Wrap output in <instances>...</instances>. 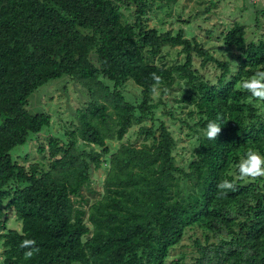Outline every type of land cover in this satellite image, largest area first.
I'll list each match as a JSON object with an SVG mask.
<instances>
[{
    "label": "trees",
    "instance_id": "1",
    "mask_svg": "<svg viewBox=\"0 0 264 264\" xmlns=\"http://www.w3.org/2000/svg\"><path fill=\"white\" fill-rule=\"evenodd\" d=\"M150 8V0H0L3 264H179L167 258L189 228L204 236L194 239L195 264H264V177L235 179L249 149L264 156V100L258 106L241 88L264 71V39L247 41L239 22L222 32L235 58L232 71L230 60L182 29L149 27ZM166 46L179 47L182 60L166 64ZM210 66L218 70L215 80L198 79V71ZM153 73L161 78L158 84ZM176 74L194 90L190 98L202 131L187 172L175 164V140L165 121L154 118L157 103L151 102L155 86H170ZM62 76L84 87L89 101L67 139L50 137L38 147L47 165L26 167L11 150L51 122L49 113L27 110L28 97ZM128 79L140 88L138 103L122 94ZM147 118L151 124L139 133L150 142L121 143L107 157V141L122 139L132 122ZM209 120L221 126L216 140L204 135ZM103 162V193L88 203L81 188ZM177 175L189 178V194L180 191ZM224 179L237 189H218ZM79 201L88 206L75 205ZM8 210L19 228L7 227ZM25 239L39 249L27 259L31 249L20 246Z\"/></svg>",
    "mask_w": 264,
    "mask_h": 264
},
{
    "label": "rangeland",
    "instance_id": "2",
    "mask_svg": "<svg viewBox=\"0 0 264 264\" xmlns=\"http://www.w3.org/2000/svg\"><path fill=\"white\" fill-rule=\"evenodd\" d=\"M150 2L151 8L147 14L149 27L173 32L182 29L187 37H195L216 57L230 60L232 71L235 69V58L231 50L224 46L222 32H225L232 23L239 22L246 30L247 41L264 39V0H150ZM121 10L125 19L130 21L131 11L126 8V4L122 5ZM178 50L179 47H164L163 61L168 65L181 61L183 56L178 54ZM157 63L160 61L158 60ZM217 73L218 70L210 66L200 69L197 78L215 80ZM104 81L112 86L111 82ZM121 91L130 103L135 104L140 101V88L132 80H126ZM193 92L192 86L176 74L170 86L156 85L151 97V102L157 103L153 116L167 124L175 140L172 149L174 162L185 172L189 171L188 166L195 158L194 151L198 145L200 131L196 125L200 115L197 114V109L190 98ZM88 101L87 90L70 77L62 76L38 87L28 97L27 110L30 113H49L50 125L39 133H31L24 144L14 147L10 152L12 157L26 167L35 161H42L46 166L47 160L44 154L38 151V147L40 144H46L50 137L62 136L67 139V133L75 130L78 110L84 108ZM256 104L261 106L262 100L257 99ZM150 124V118L140 122L134 121L122 139L107 141L110 150L107 157L116 152L121 143L140 146L144 142H150L145 141L143 134L139 133L142 125ZM156 124L158 122L155 121ZM107 169L108 163L103 162L99 169L92 171L91 182L81 188V196L87 199L88 203L101 197ZM177 176H179L180 191L184 195L189 194L192 191L189 178ZM75 199L78 200L79 197ZM79 202H75V205L81 204L83 208L88 206V203ZM6 225L9 228L20 226L12 210H8ZM195 238L204 240L201 230L187 229L180 243L170 250L167 261L195 264L193 257L198 255L195 250Z\"/></svg>",
    "mask_w": 264,
    "mask_h": 264
},
{
    "label": "clouds",
    "instance_id": "3",
    "mask_svg": "<svg viewBox=\"0 0 264 264\" xmlns=\"http://www.w3.org/2000/svg\"><path fill=\"white\" fill-rule=\"evenodd\" d=\"M157 84L161 78L152 74ZM241 88L251 92L252 96L264 100V71H257L253 77L245 80L241 83ZM221 131V126L214 120H209L204 130V135L210 140H216L218 134ZM258 177H264V156H261L258 151L249 149L244 156L241 157L239 164L237 165V174L235 179H256ZM217 188L221 190H236L237 185L229 181L228 179L222 180L217 184ZM223 195H227V192H223ZM35 240L25 239L21 243L22 248H29L31 250L25 252V258H31L35 252L39 249L35 247ZM3 251V249H0ZM4 257L0 256V264H3Z\"/></svg>",
    "mask_w": 264,
    "mask_h": 264
}]
</instances>
